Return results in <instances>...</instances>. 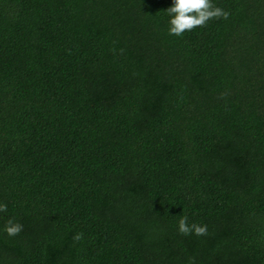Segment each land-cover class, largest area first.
I'll return each instance as SVG.
<instances>
[{"label":"trees","instance_id":"obj_1","mask_svg":"<svg viewBox=\"0 0 264 264\" xmlns=\"http://www.w3.org/2000/svg\"><path fill=\"white\" fill-rule=\"evenodd\" d=\"M215 2L0 0V264H264V0Z\"/></svg>","mask_w":264,"mask_h":264},{"label":"clouds","instance_id":"obj_2","mask_svg":"<svg viewBox=\"0 0 264 264\" xmlns=\"http://www.w3.org/2000/svg\"><path fill=\"white\" fill-rule=\"evenodd\" d=\"M164 11L167 14L166 31L174 36H181L186 31L202 27L214 18L227 19L229 16V12L215 0H170ZM6 208L7 205L0 202V212H4ZM22 228L23 225L18 220L9 217L0 231L12 237L20 233ZM207 229V224L189 222L188 217L183 214L176 221V230L183 235L202 236L207 233Z\"/></svg>","mask_w":264,"mask_h":264}]
</instances>
